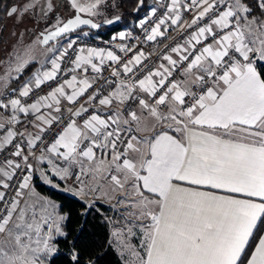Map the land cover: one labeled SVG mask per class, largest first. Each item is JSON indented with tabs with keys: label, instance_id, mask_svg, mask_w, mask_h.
Segmentation results:
<instances>
[{
	"label": "snow or ice",
	"instance_id": "snow-or-ice-1",
	"mask_svg": "<svg viewBox=\"0 0 264 264\" xmlns=\"http://www.w3.org/2000/svg\"><path fill=\"white\" fill-rule=\"evenodd\" d=\"M105 3L69 0L67 19L61 0L6 11L45 27L0 61V264H55L67 236L69 217L34 177L86 212L115 200L124 213L109 245L121 264H264V0H159L139 21L147 41L191 31L156 65L128 45L117 46L133 53L125 59L78 44L82 26L101 27L93 17Z\"/></svg>",
	"mask_w": 264,
	"mask_h": 264
},
{
	"label": "trees",
	"instance_id": "trees-1",
	"mask_svg": "<svg viewBox=\"0 0 264 264\" xmlns=\"http://www.w3.org/2000/svg\"><path fill=\"white\" fill-rule=\"evenodd\" d=\"M16 0H0V14H6L7 9L15 3ZM149 0H145V6L134 14V9L138 0H121V6L124 9L122 15L124 21L122 24L110 29L103 28L95 32L96 35L110 37L113 33L128 26L132 21H138L142 15L147 12ZM3 18L0 19V31L3 27ZM264 71V63L259 65ZM30 73L26 70L25 75L21 76L20 82L13 81V88L20 86ZM35 185L38 192L47 196L58 203L61 214L69 217L65 221L63 228L67 233L65 237H57L58 253L54 257L55 264H121V260L113 245H109L110 230L104 220V215L109 211V207L97 203L95 210H85L83 202L77 197L71 196L65 192L49 187L35 178ZM76 253L78 262L71 260V255Z\"/></svg>",
	"mask_w": 264,
	"mask_h": 264
},
{
	"label": "rangeland",
	"instance_id": "rangeland-1",
	"mask_svg": "<svg viewBox=\"0 0 264 264\" xmlns=\"http://www.w3.org/2000/svg\"><path fill=\"white\" fill-rule=\"evenodd\" d=\"M151 2L152 1L149 0L148 6L151 4ZM24 3L25 0H17L18 6L23 5ZM100 12L101 15L93 17V19L97 22L110 19L117 15H122L124 9L121 6V0H106V3L101 5ZM74 14H75L74 9L70 7L69 0H61L59 15L67 19L73 16ZM84 16L88 17L86 14ZM137 22L138 21H132L128 26L127 25L124 26L122 30H125V32L127 33L133 34L134 32H136ZM44 27H45V23L43 21H41L39 24H35L26 16L23 22H18L16 17H12L10 19V23L7 24V28L4 32V35L0 39V41H2V43H0V61H6L7 59L6 48L7 50H10V46L15 43L17 38H20L22 40L21 48L26 45L32 44V42L36 39L38 33L44 30ZM13 33H15V35H13ZM116 35H118V33ZM43 53H44L43 49L37 48L36 55L38 60ZM5 68H6V63L0 62V74H3ZM10 87H13V84H11ZM37 179L38 181H40L38 177ZM38 193L42 195L40 192ZM114 212L117 213L116 210H114Z\"/></svg>",
	"mask_w": 264,
	"mask_h": 264
},
{
	"label": "built area",
	"instance_id": "built-area-1",
	"mask_svg": "<svg viewBox=\"0 0 264 264\" xmlns=\"http://www.w3.org/2000/svg\"><path fill=\"white\" fill-rule=\"evenodd\" d=\"M167 2V0H165ZM159 4V0H154L150 5L151 6H157ZM149 8L147 12H145L142 17L138 20L137 22V32L130 34L128 39L125 40H112L113 36H116V32L113 33L110 37H103V36H98L94 34L91 30H83V32H87L88 35L85 37H82L80 41H78V44L80 45H87L88 47H97V48H104L106 50H112L114 51L117 55H120L121 57L127 59L132 56V52H129L127 56H125L124 53H121L119 51V48L117 47L118 45H128L129 47H132L134 50H143L146 54L151 53L150 61H146L147 63H151L152 65L158 64L160 61L158 60L157 53L163 54L168 51V49L172 46H175L176 44L183 43L184 37L188 35V32L191 30L187 31H181L178 29L177 26H171L167 29V34L164 37H158L154 41H147L145 39L146 32L144 29H141L139 27V21L149 13ZM161 14L160 11L157 12V16ZM185 17H188V14L185 13ZM156 18L153 17L151 20H149V23L145 25L146 29H150L153 21ZM163 30V29H162ZM108 63V62H106ZM107 74V73H106ZM42 94V93H40ZM35 97V94H34ZM39 155V153H37ZM3 157L0 156V160H2ZM35 164V162L33 161ZM35 178L34 177V184H35ZM72 182V181H71ZM73 183V182H72Z\"/></svg>",
	"mask_w": 264,
	"mask_h": 264
},
{
	"label": "crops",
	"instance_id": "crops-1",
	"mask_svg": "<svg viewBox=\"0 0 264 264\" xmlns=\"http://www.w3.org/2000/svg\"><path fill=\"white\" fill-rule=\"evenodd\" d=\"M152 2L154 1V0H151ZM151 2V3H152ZM125 32V30H120V31H118V32H116V33H120V32ZM136 32H137V29H136ZM136 32H134V33H136ZM99 36V35H98ZM173 56H174V58H176L175 57V54H173ZM43 57H44V53L40 56V58H39V60H42L43 59ZM19 87V86H18ZM4 115H7V113H4ZM151 133H146V135H150ZM40 167H41V165H40ZM42 167H45L44 165H42ZM54 179V182L55 183H57V184H59L60 185V189H64L67 185L64 183V182H62V181H60L58 178H53ZM82 179H84L85 180V182L86 183H89V184H91L92 182L89 180V178L88 177H83ZM68 183V185H71L72 184V182L71 181H68L67 182ZM101 183H103L104 185H105V188H104V190L105 191H107V190H109V186H108V184H107V182L106 181H101ZM50 187V186H49ZM52 188V187H51ZM54 189H56V188H54ZM57 190H59V189H57ZM60 191H62V190H60ZM62 192H65V193H67V194H69L68 192H66V191H62ZM70 195V194H69ZM41 196H43V197H47V196H44V195H41ZM72 196V195H71ZM49 198V197H48ZM51 199V198H50ZM79 199V198H78ZM89 199H95V197H89ZM52 201H54L53 199H51ZM57 205H58V203L56 202V201H54ZM83 202V201H82ZM97 203H102V204H104V205H106V206H108L109 207V211L108 212H106V214L104 215V220L106 221V223L108 224V226H109V230H110V241L112 240V237H111V232H112V230H113V227L114 226H116V223H118L119 222V220H120V215H122L123 213H124V209L123 208H121V209H119V213L117 212V213H115L114 212V208L112 207V205L113 204H115L116 203V201L115 200H113L111 203H108V202H106L105 200H103V199H98V200H96V204ZM95 204V205H96ZM112 209H113V211H112ZM113 212V213H112ZM109 220H111V221H113V223H109L108 221ZM113 245V247L115 248V250L117 251V249H116V247H115V244H112ZM117 253H118V251H117Z\"/></svg>",
	"mask_w": 264,
	"mask_h": 264
},
{
	"label": "water",
	"instance_id": "water-1",
	"mask_svg": "<svg viewBox=\"0 0 264 264\" xmlns=\"http://www.w3.org/2000/svg\"><path fill=\"white\" fill-rule=\"evenodd\" d=\"M138 7V4H137V6H136V8ZM135 8V9H136ZM143 8V7H142ZM142 8H140V10L142 9ZM134 9V14H137L139 11H136ZM76 14V13H75ZM120 16V20L119 21H116L115 23H113V24H107V23H105V21L106 20H104V21H101V22H97V21H95L94 20V22H96V23H99L100 25H101V27L99 28V29H91L89 26H82V30H91V31H95V32H98V31H101L103 28H107V29H110V28H112V27H114V26H117V25H120V24H122V22L124 21V16L123 15H119ZM72 17V16H71ZM71 17H69V18H71ZM83 18H89V17H85V16H83ZM115 17H112V18H110V19H114ZM108 20V19H107Z\"/></svg>",
	"mask_w": 264,
	"mask_h": 264
},
{
	"label": "flooded vegetation",
	"instance_id": "flooded-vegetation-1",
	"mask_svg": "<svg viewBox=\"0 0 264 264\" xmlns=\"http://www.w3.org/2000/svg\"><path fill=\"white\" fill-rule=\"evenodd\" d=\"M13 5H18V4H17V0H16L15 3H13L11 6H13ZM11 6H10V7H11ZM10 7H9V8H10ZM9 8H8V9H9ZM8 9H7V10H8ZM1 18H3V21H1V23H3V27H2V29H1V31H0V39H1V37L4 35V32H5L6 28H7V24L10 23V19H11L12 17L9 18V17L7 16V14H4V15H1V14H0V19H1ZM105 29H107V28H105Z\"/></svg>",
	"mask_w": 264,
	"mask_h": 264
}]
</instances>
